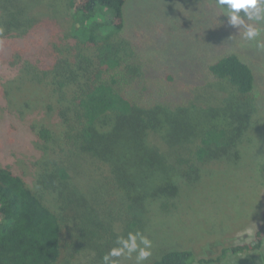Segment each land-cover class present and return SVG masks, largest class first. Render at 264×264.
I'll use <instances>...</instances> for the list:
<instances>
[{
	"label": "trees",
	"instance_id": "16d2710c",
	"mask_svg": "<svg viewBox=\"0 0 264 264\" xmlns=\"http://www.w3.org/2000/svg\"><path fill=\"white\" fill-rule=\"evenodd\" d=\"M221 11L0 0V264H102L118 235L146 234L206 173L250 154L264 192V50ZM248 224L249 241L238 229L145 264H236L260 250L250 264H264V204Z\"/></svg>",
	"mask_w": 264,
	"mask_h": 264
},
{
	"label": "rangeland",
	"instance_id": "374dc122",
	"mask_svg": "<svg viewBox=\"0 0 264 264\" xmlns=\"http://www.w3.org/2000/svg\"><path fill=\"white\" fill-rule=\"evenodd\" d=\"M135 10L136 8L130 5L128 13L134 14ZM1 129L5 132L7 123L4 122ZM4 138L5 136L2 137ZM14 142L17 145H29L30 134L19 130V133L15 134ZM1 152L0 159L7 162L9 159H4ZM252 157L255 156L250 154L248 159ZM15 161L16 156L11 162ZM245 163L237 169L218 168L212 177L209 172L206 173L200 182V185L205 186L199 191L198 189L193 191L195 187L188 188L177 208L163 214L164 217L158 218L157 222L154 221L149 225L145 235L153 241V255L174 246L193 249L194 246L198 248L203 245L210 246L213 242H219L223 236L233 237L238 229L244 231L237 233L236 237L245 236L246 241H249L251 239L249 232L253 229L247 227L248 222L251 221V216L260 215L264 204V192L256 188L252 180L251 174L255 169H251ZM262 253L263 250L240 253V256H234L232 263L250 264L254 259L260 260L258 257H261ZM237 260H243L245 263L236 262ZM123 264H133V261L124 260Z\"/></svg>",
	"mask_w": 264,
	"mask_h": 264
},
{
	"label": "clouds",
	"instance_id": "9594fccd",
	"mask_svg": "<svg viewBox=\"0 0 264 264\" xmlns=\"http://www.w3.org/2000/svg\"><path fill=\"white\" fill-rule=\"evenodd\" d=\"M215 4L231 26L243 29V39L264 50V40L260 39L264 33V0H215ZM152 249L153 241L147 235L139 230L129 231L126 236L116 237L115 246L103 255L102 264H123L124 260L145 264L153 255Z\"/></svg>",
	"mask_w": 264,
	"mask_h": 264
}]
</instances>
